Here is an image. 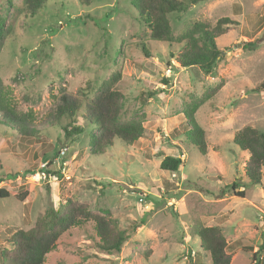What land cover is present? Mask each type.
<instances>
[{
	"label": "rangeland",
	"instance_id": "374dc122",
	"mask_svg": "<svg viewBox=\"0 0 264 264\" xmlns=\"http://www.w3.org/2000/svg\"><path fill=\"white\" fill-rule=\"evenodd\" d=\"M133 1L47 0L33 15L26 0H0L1 88L16 111L8 121L0 114V189L9 194L0 197V248L72 202L131 236L109 254L88 222L63 234L46 264H211L195 234L203 226L222 229L232 264H255L264 242V167L261 184H251L250 155L234 138L247 126L264 131V0H200L169 15L175 37L198 22L234 23L216 38L222 55L210 75L177 64L182 43L151 40ZM107 83L121 94V122L144 134L94 154L98 128L86 105ZM64 97L81 105L72 118L57 114ZM192 119L204 131L205 155L187 134ZM73 128L82 133L68 135ZM63 151L64 172L56 164ZM167 156L183 160L177 173L160 168ZM42 165L58 180L38 182ZM235 181L244 198L226 189Z\"/></svg>",
	"mask_w": 264,
	"mask_h": 264
},
{
	"label": "trees",
	"instance_id": "16d2710c",
	"mask_svg": "<svg viewBox=\"0 0 264 264\" xmlns=\"http://www.w3.org/2000/svg\"><path fill=\"white\" fill-rule=\"evenodd\" d=\"M88 4L90 0H80ZM200 0H134L133 5L149 27L150 39L159 42L182 43L184 51L176 57V62L181 68L198 67L205 74L210 75L222 55V51L216 44V38L223 35L229 24H234L229 18L218 20L213 29L205 22H198L183 36L175 37L169 21V15L183 12L190 5ZM47 0H26L27 10L30 14H36L44 7ZM4 25H0V45L4 39ZM253 46V45H250ZM143 52L149 54L143 46ZM168 83V80H164ZM0 79V114L5 119L12 120L16 115L9 92L1 88ZM144 98V97H143ZM146 99L144 98V101ZM121 94L110 89V83L105 84L96 96L86 105V118L98 132L91 136V144L94 154L113 145L114 139H121L127 144H133L143 137V128L136 123L124 124L120 119ZM81 105L76 99L64 97L58 107V116L72 118L80 110ZM192 130H188L190 142L196 146L202 154H206L204 131L194 120ZM185 129L187 127L185 126ZM184 129V130H185ZM73 130V132H72ZM68 135L81 134V128H73ZM234 143L242 151L249 153V159L244 167V172L249 182L260 185L262 182V169L264 167V131H258L252 127L240 130ZM183 165L180 157L167 156L160 164L162 170L177 173ZM50 172L49 169H46ZM238 197H245V191H240L242 186L234 182L226 189ZM9 194L0 189V197L6 198ZM94 223L96 235L99 238L98 246L109 254L120 253L125 242L130 238L128 229H120L116 221L106 216L90 211L87 206L68 203L56 210H51L40 218L36 225L28 230H19L7 239V247L0 248V264H46L47 256L56 248L58 240L63 234L74 227ZM142 225V223H139ZM139 227L133 222L132 232ZM196 236L201 241L203 251L211 258V264H232L230 244H228L222 229L219 226L198 227ZM252 259L255 264H264V242L254 252Z\"/></svg>",
	"mask_w": 264,
	"mask_h": 264
},
{
	"label": "built area",
	"instance_id": "2783aa9c",
	"mask_svg": "<svg viewBox=\"0 0 264 264\" xmlns=\"http://www.w3.org/2000/svg\"><path fill=\"white\" fill-rule=\"evenodd\" d=\"M62 156L57 161L56 164L58 165L57 169L62 170L63 172L67 169L68 163L65 161L66 152H62ZM47 165H42L41 170L38 171L35 175L37 177L38 182L45 181V180H58V175L53 174L52 172H47Z\"/></svg>",
	"mask_w": 264,
	"mask_h": 264
}]
</instances>
